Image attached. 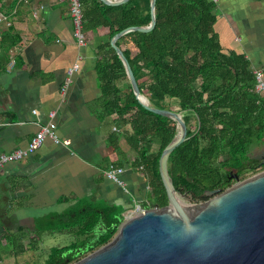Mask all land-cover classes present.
Here are the masks:
<instances>
[{"label":"trees","instance_id":"obj_1","mask_svg":"<svg viewBox=\"0 0 264 264\" xmlns=\"http://www.w3.org/2000/svg\"><path fill=\"white\" fill-rule=\"evenodd\" d=\"M79 1L86 34L108 27L112 38L125 28L151 22V0H129L120 5ZM155 14L157 23L152 31L129 32L117 45L153 106L170 109L167 99H171L176 100L178 111L187 112L189 139L172 152L168 161L177 191H189L194 198L206 190L224 191L232 185L228 181L231 173L245 179L264 169L263 159L251 155L254 147L264 144V94L257 90L258 70L244 54L225 52L216 30L219 11L214 0H157ZM12 31L10 27L4 32L2 46L7 45ZM19 40L16 36L5 49ZM101 51L104 56L97 70L103 111L107 116L116 114L117 123L130 125L127 142L137 154L134 168L143 173L150 187L147 201L164 207L168 198L159 173V158L176 134V123L148 111L137 100L110 42ZM125 79L128 83L122 86ZM122 213L120 206L82 203L58 215L63 222L57 229L78 232L83 240L52 249L44 264H71L106 244L116 234ZM18 251H24L22 245Z\"/></svg>","mask_w":264,"mask_h":264},{"label":"crops","instance_id":"obj_2","mask_svg":"<svg viewBox=\"0 0 264 264\" xmlns=\"http://www.w3.org/2000/svg\"><path fill=\"white\" fill-rule=\"evenodd\" d=\"M214 1L225 52L244 54L264 76V0ZM70 6V0H0V40L10 27L7 45L20 38L9 50L0 41V154L27 147L50 120L60 139L47 138L29 157L0 169V212L6 207L2 216L18 233L28 229L25 223L36 231L39 219L48 222L82 203L131 209L150 188L133 166L130 125L107 116L100 101L97 66L109 28L83 30L86 42L79 44ZM111 166L124 169V185L106 177Z\"/></svg>","mask_w":264,"mask_h":264},{"label":"water","instance_id":"obj_3","mask_svg":"<svg viewBox=\"0 0 264 264\" xmlns=\"http://www.w3.org/2000/svg\"><path fill=\"white\" fill-rule=\"evenodd\" d=\"M100 1L120 5L129 0ZM156 1L151 0L148 25L123 29L111 38L110 45L121 59L142 106L176 123V134L159 158L168 204L143 208L134 216L127 215L129 209L122 206L123 220L112 239L71 264H264V170L246 179L231 173L233 185L224 191L209 190V199L190 205L181 200L185 194L173 184L168 169L170 155L189 139L184 112L153 106L141 92L129 60L117 45L129 32H150L155 28Z\"/></svg>","mask_w":264,"mask_h":264},{"label":"rangeland","instance_id":"obj_4","mask_svg":"<svg viewBox=\"0 0 264 264\" xmlns=\"http://www.w3.org/2000/svg\"><path fill=\"white\" fill-rule=\"evenodd\" d=\"M167 104L170 106V109L175 111L179 110L176 100L167 99ZM191 126L192 129H195L194 118H192ZM157 148L158 146L154 145L153 149L157 150ZM251 155L259 159L262 158L264 156V144L254 147L251 151ZM263 170L264 169L259 172ZM255 174H249L246 178ZM181 200L188 205L198 203L191 198L190 195L181 197ZM136 205L137 204L129 209L127 215H132L131 212L135 209ZM1 210L3 212H0V226L6 228L4 230L5 234H0V264H44L52 249L65 248L74 243L79 244L83 240V236L78 234V232L67 229L58 230L57 228L61 226V222H63V220H60L58 217L55 219L50 218L48 222L39 219V226L55 228L50 231H41L38 229L32 231L33 229L31 228H33V226L29 223H25L28 229L23 231V233L11 231L14 229L15 223H11L9 217L2 216V214L6 213V207H3ZM15 210H17V208ZM21 245L24 248L23 252L18 251Z\"/></svg>","mask_w":264,"mask_h":264},{"label":"built area","instance_id":"obj_5","mask_svg":"<svg viewBox=\"0 0 264 264\" xmlns=\"http://www.w3.org/2000/svg\"><path fill=\"white\" fill-rule=\"evenodd\" d=\"M70 12L72 16V20L75 26V36L79 42V44L84 45L86 42V37L83 32V13H82V4L79 0H70ZM5 17L0 13V22L3 21ZM78 69V65H75L74 67L69 69V75H73L74 72ZM257 90L264 94V78L262 71H257ZM70 83L69 81L66 82L67 86ZM65 92V91H64ZM55 116V112H51L49 117L53 119ZM47 138H51L56 143L60 142V139L58 135L56 134V123H54L52 120H50L46 125L42 126L41 129L32 137L30 142L28 143L27 147L25 148H19L9 153H3L0 154V169L5 167L7 164L12 162L21 161L27 157H29L31 154H33L37 149H39L44 141ZM124 169L122 167L118 166H111L108 168L105 172V175L107 178L114 180L115 182H118L121 185H124V181L121 179V175L123 174ZM144 204H147V207H156L152 205L147 200H144L142 202L137 203L135 209L132 210L131 216H134L141 212L144 207Z\"/></svg>","mask_w":264,"mask_h":264},{"label":"flooded vegetation","instance_id":"obj_6","mask_svg":"<svg viewBox=\"0 0 264 264\" xmlns=\"http://www.w3.org/2000/svg\"><path fill=\"white\" fill-rule=\"evenodd\" d=\"M182 112H184V117H185V115H187V112L186 111H183L182 110ZM228 181H232V185L235 183V179H229L228 178ZM216 189H220V188H216ZM213 190H215V189H213ZM207 191H209V190H206V191H204V192H202V193H199V195L197 196V198L195 197L194 198V196H193V194H191L189 191L187 192H181L182 194H185V196L186 195H190L191 196V198H193L194 200H196L198 203H200V202H203V201H205V200H207V199H209V196H207Z\"/></svg>","mask_w":264,"mask_h":264}]
</instances>
